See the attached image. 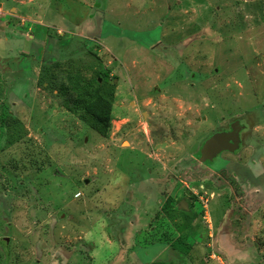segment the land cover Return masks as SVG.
Returning a JSON list of instances; mask_svg holds the SVG:
<instances>
[{
  "label": "rangeland",
  "instance_id": "obj_1",
  "mask_svg": "<svg viewBox=\"0 0 264 264\" xmlns=\"http://www.w3.org/2000/svg\"><path fill=\"white\" fill-rule=\"evenodd\" d=\"M68 73L113 86L105 137ZM245 113L255 146L201 162ZM158 261L264 264V0H0V264Z\"/></svg>",
  "mask_w": 264,
  "mask_h": 264
},
{
  "label": "trees",
  "instance_id": "obj_2",
  "mask_svg": "<svg viewBox=\"0 0 264 264\" xmlns=\"http://www.w3.org/2000/svg\"><path fill=\"white\" fill-rule=\"evenodd\" d=\"M52 89L64 110L78 118L101 137L107 135L110 127L113 86L106 89L96 79L84 82L79 74L68 73L55 81ZM170 203L171 199H168L166 208ZM152 264L173 263L158 261Z\"/></svg>",
  "mask_w": 264,
  "mask_h": 264
},
{
  "label": "flooded vegetation",
  "instance_id": "obj_3",
  "mask_svg": "<svg viewBox=\"0 0 264 264\" xmlns=\"http://www.w3.org/2000/svg\"><path fill=\"white\" fill-rule=\"evenodd\" d=\"M251 115H252L251 113H245L239 117L228 119L226 123L221 124L216 129V131L213 132L210 136H212L215 133H226V134L232 133L234 135H237L236 141L238 142L237 143L238 148L233 152V154L238 152L244 147L255 146V144H253V142L250 139L251 130L255 127V119ZM210 136H208L206 139H208ZM205 140L203 141V143L205 142ZM203 143L201 144V147ZM224 152H228V151H224ZM199 158H200V154H199ZM249 175L251 174L249 173Z\"/></svg>",
  "mask_w": 264,
  "mask_h": 264
},
{
  "label": "water",
  "instance_id": "obj_4",
  "mask_svg": "<svg viewBox=\"0 0 264 264\" xmlns=\"http://www.w3.org/2000/svg\"><path fill=\"white\" fill-rule=\"evenodd\" d=\"M236 136L232 133H215L205 140L200 150V158L201 162L203 161H211L216 156L224 151H228L233 153L237 148ZM182 204L185 205V209L187 204L184 201L180 202V207L182 208Z\"/></svg>",
  "mask_w": 264,
  "mask_h": 264
},
{
  "label": "crops",
  "instance_id": "obj_5",
  "mask_svg": "<svg viewBox=\"0 0 264 264\" xmlns=\"http://www.w3.org/2000/svg\"><path fill=\"white\" fill-rule=\"evenodd\" d=\"M35 15H37V13H35V12H32L30 15H28L27 17H33V16H35ZM29 19H31V18H29ZM34 24H36V25H41V23H35L34 21H32V25H30V27H29V32L31 33L30 35H29V37L28 38H30L31 40H33L34 42H35V44H37V42H39L40 43V45H41V41L43 42V41H45V39L43 38V39H39L38 38V36H37V32H35V28L36 27H34ZM8 26V28H10L11 26H10V24H7ZM5 35H6V33H5ZM6 36H8V35H6ZM16 36H19V37H21V33L18 31V32H15L14 33V36H12V37H10V35L7 37L9 40H11L10 38H13V37H16ZM47 39H49V41H51V38H47ZM50 43V42H49ZM50 45V44H49ZM38 46V45H37ZM42 46V45H41ZM43 48V47H42ZM39 51V53H40V51H41V47H39L38 46V49H37V52ZM249 173L251 174V177L253 178V181H258V179H256V177L254 176V174H252L251 173V171H249ZM256 181V183L258 184V182Z\"/></svg>",
  "mask_w": 264,
  "mask_h": 264
},
{
  "label": "built area",
  "instance_id": "obj_6",
  "mask_svg": "<svg viewBox=\"0 0 264 264\" xmlns=\"http://www.w3.org/2000/svg\"><path fill=\"white\" fill-rule=\"evenodd\" d=\"M201 202H203V200L201 199ZM205 213V212H204ZM204 218L207 219V214H204Z\"/></svg>",
  "mask_w": 264,
  "mask_h": 264
}]
</instances>
